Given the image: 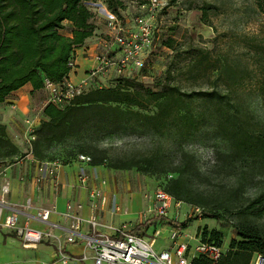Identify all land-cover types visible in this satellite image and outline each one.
I'll return each instance as SVG.
<instances>
[{"label": "rangeland", "instance_id": "1", "mask_svg": "<svg viewBox=\"0 0 264 264\" xmlns=\"http://www.w3.org/2000/svg\"><path fill=\"white\" fill-rule=\"evenodd\" d=\"M146 1L122 0L124 9L119 20L125 32L136 29L135 18L145 13L140 4ZM160 1L163 8L154 19V45L144 55V68H131L124 77H138L140 82L153 86L164 75L167 65H171L174 81L183 90L229 92L243 119L250 121V127L256 131L264 129V12L259 7L262 0ZM86 5L94 13L97 23L93 38L84 47H95V53L117 49L110 35L112 30L107 16V11L113 12L106 1L86 0ZM64 24L61 33L71 36L72 24ZM170 39L174 40L173 49L166 46ZM201 49L204 51L202 55L207 58L194 72L191 64L201 54ZM141 73H144L142 77ZM117 77L100 78L98 81L103 87H108ZM215 103L202 96L191 100L194 111L207 116V120L198 124L199 128L195 131L171 123L163 133H155L141 123L131 122L117 133L89 130L63 144H54L47 152V159L64 167L76 164L79 167L77 180L83 185L80 172L86 171V165L77 159L78 155L87 153L102 157L104 164L93 166L92 170L94 184L101 195L107 197L106 202L102 203L100 198L94 200L88 190L90 206H95L100 227L109 232L122 223L128 228L141 225V229L135 231L149 238H153L154 229L161 230L156 238L157 251L171 245V228L159 220L162 218L158 217L163 216L155 211L157 195L159 191L168 193L169 182L179 176L183 177L186 185L182 195L186 196V191L194 190L201 193L205 200H199L200 204L196 205L186 198L181 200V205L174 212L171 206L167 216H164L171 222L168 224L170 227L182 228L186 219L196 216V208L217 211L227 220L217 222L199 217L185 228L187 239H199L197 230L203 227L219 231L222 234L221 244L226 247L234 240H241L238 227L257 228L264 235V213L259 217L246 213L252 201L264 193V138L248 142L253 152L247 151V145L239 149L232 141L225 140L227 135H220L217 130L218 119L214 111L219 109V104ZM40 109L43 111L44 107ZM37 113L38 109L35 116ZM31 139V135L18 137L16 142L11 139L19 148V154L14 158L0 157V168L24 159L31 151ZM144 156L157 160L154 169L174 171L157 176L145 174L136 167L127 170L111 167ZM141 167L146 166L141 164ZM53 184L56 189L61 183L58 180ZM189 197L196 200L193 195ZM152 218L154 220L148 225L144 224ZM14 238L19 242L18 238ZM197 242L191 240L189 243L195 246ZM47 245L49 247L38 245L36 249L17 245V264H35L37 255L29 254L27 250L39 253L42 264L60 261L57 241L50 239ZM70 264L86 262L73 261Z\"/></svg>", "mask_w": 264, "mask_h": 264}, {"label": "trees", "instance_id": "2", "mask_svg": "<svg viewBox=\"0 0 264 264\" xmlns=\"http://www.w3.org/2000/svg\"><path fill=\"white\" fill-rule=\"evenodd\" d=\"M105 1L116 16L122 17V0ZM259 7L264 12V0L259 2ZM65 22L72 24L71 36L66 37L61 33ZM96 23L95 15L86 5V0H0V103H4L12 92L27 83L34 90L44 89L46 78L60 83L70 73L69 63L77 53L76 50L82 49L93 38ZM173 43L174 40L170 39L166 46L173 49ZM200 52L191 64L194 72L207 58L202 55V49ZM143 75L141 73L140 77ZM200 96L219 104V109L214 111L217 114L219 134L227 135L224 136L225 140L232 141L237 148L247 145V151L253 152L248 142L254 138L263 139L264 129L256 131L250 127V121L243 119L239 108L232 102L231 93L219 90L185 91L175 83L171 65H167L164 75L153 86L140 82L138 77H121L108 87H91L62 108L45 106V119L31 133L34 138L30 152L38 162H53L47 159V152L54 144H63L89 130L104 134L117 133L131 122L141 123L155 133H163L171 123L195 131L199 128L198 124L207 120L204 113H196L191 107V100ZM18 154L19 148L7 134L6 126L0 124V157L14 158ZM81 154L91 157L90 166L104 164L102 157ZM156 161L144 156L111 167L126 170L136 167L145 174L157 176L174 171L154 169ZM141 164L146 167H141ZM182 180L183 177L179 176L171 180L166 188L167 194L176 199L174 201L181 203V200L187 198L199 205V200H205L201 193L194 190L186 191V196L182 195V189L186 187ZM192 195L196 200L189 197ZM246 213L255 217L264 213V193L252 201ZM201 218L227 221L211 209L202 211ZM197 219L199 215L186 219L182 223L183 229ZM152 220L154 218L144 224L148 225ZM139 229L141 225H136L133 230ZM237 233L241 240L232 241L218 262L213 263L198 256L191 264H252L257 255L264 257V235L257 228L238 227ZM196 235L202 242L221 245L222 234L214 228L211 231L207 227L198 228Z\"/></svg>", "mask_w": 264, "mask_h": 264}, {"label": "built area", "instance_id": "3", "mask_svg": "<svg viewBox=\"0 0 264 264\" xmlns=\"http://www.w3.org/2000/svg\"><path fill=\"white\" fill-rule=\"evenodd\" d=\"M145 9V13L135 18L136 29L125 32L119 18L107 11L108 24L111 27L110 33L117 52L108 49L104 52H97L92 55L95 66L87 72V75L75 82L71 80L70 73L60 82L56 83L49 79L44 80V89L47 91V99L43 107L53 105L64 107L71 103L77 96L85 93L91 87L103 88L98 79L118 76L116 79L126 76L131 68L143 70L145 65L144 55L151 50L154 45V19L162 10L160 0H147L140 4ZM111 51V53L109 52ZM119 51V52H118ZM70 72L76 67V54L70 60ZM132 78V77H131ZM106 87V86H105ZM34 128L28 129V136ZM32 139L34 136H32ZM31 139V141H32ZM31 153V152H30ZM78 160L85 165L92 161L88 155L81 154ZM39 172L51 177L54 183L58 182V170L61 167L56 162H39ZM6 174L0 168V176ZM87 171L80 172V181L86 185L90 180ZM21 180H25L24 177ZM41 178H39V181ZM91 197L96 200L100 198L102 203L107 200L101 195L98 187L89 188ZM10 184L5 181L1 188L0 195V229H7L14 233L25 248H34L50 239L56 240L59 246V259L62 264H70L73 261L79 263L91 262V264H191L194 258L202 256L209 261L216 263L227 252L228 247L212 242H202L196 237L185 238V230L176 226L171 230V245L161 251L155 249L156 238L161 234V230H155L153 238L145 237L142 233L128 228L126 224H121L112 228L109 233H105L100 227L95 216V206L91 205V215L83 217L79 211L83 209L81 203L67 204V210L63 214L65 219L70 221V226L62 227L50 220L51 214L56 212L53 209L36 208L35 213L32 199H26L23 203H13L9 201ZM174 204L180 206L173 198L164 192L159 191L155 211L167 216L166 213ZM196 215L201 217V210L196 208ZM32 221H37L43 228L32 226ZM87 226V230H84ZM64 230V240L54 234V230ZM191 240L198 241L195 246L190 245ZM82 244L85 252L79 256H72L65 250V244ZM252 264H264V257L257 255Z\"/></svg>", "mask_w": 264, "mask_h": 264}, {"label": "crops", "instance_id": "4", "mask_svg": "<svg viewBox=\"0 0 264 264\" xmlns=\"http://www.w3.org/2000/svg\"><path fill=\"white\" fill-rule=\"evenodd\" d=\"M90 49L84 47L76 50V67L70 72L71 80L75 82L81 81V79L87 75V72L95 66V62L92 58V55L95 53V47ZM114 50L115 49H113V53ZM109 78H111V76ZM47 95L48 93L45 89L34 90L33 86L27 83L18 90L12 92L4 103H0V124L6 126L7 134L12 140L16 142L18 137L26 138L29 133L28 129L30 127H37L40 122L45 119L43 111L40 108L43 107L45 100L48 98ZM36 109H38V113L35 116ZM39 166L40 163L34 159L32 153H28L24 159L16 163L2 166L1 168L6 174L0 176V195L3 184L5 181H8L10 184L9 201L13 203H23L26 199L31 198L34 206L31 213H35L36 208L45 207L46 209H53L56 212L51 214L50 220L64 228L70 226V221L65 219L63 215L67 210V204L69 202L73 204L81 203L83 205V209L79 211L83 217H89L91 215L88 190L90 187L95 186L93 177L94 170H92L93 165H86L85 167L86 171L91 176L89 185L87 184L86 187L80 185L77 180L79 167L76 164L65 167L61 166L58 170V179L61 184L59 187H56V189L53 187V179L47 177L45 173L39 172ZM22 177H24L25 180H21ZM39 178H41L40 181ZM177 208V206L172 204L173 212L176 211ZM158 218H162L159 220L167 223L166 227L171 228V230L174 228L168 225L171 222L166 219V217ZM119 225L121 224H118V226ZM32 226L43 228L37 221H32ZM84 230H87V226H84ZM155 230L156 229L153 230V233ZM104 232L109 233L110 231ZM54 234L64 240L65 235L63 229L54 230ZM14 237L18 238L11 231L0 229V264H17L16 246L21 245L23 248L25 247L22 245L19 238L18 242ZM47 243H49V240L39 246L46 247L48 246ZM64 244L65 250L72 256H79L85 252L82 244ZM36 248L37 247L34 249ZM52 250L55 252L53 247ZM27 251L29 254L35 253V256L37 255L35 264H42V257L39 253L32 250ZM53 264L62 263L61 261H56L53 262ZM86 264H91V262L88 261Z\"/></svg>", "mask_w": 264, "mask_h": 264}]
</instances>
